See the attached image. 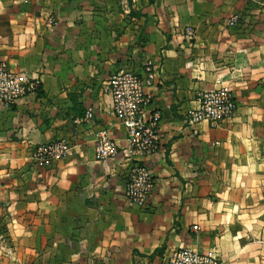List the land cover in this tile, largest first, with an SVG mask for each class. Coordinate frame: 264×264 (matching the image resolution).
Instances as JSON below:
<instances>
[{
	"label": "crops",
	"instance_id": "crops-1",
	"mask_svg": "<svg viewBox=\"0 0 264 264\" xmlns=\"http://www.w3.org/2000/svg\"><path fill=\"white\" fill-rule=\"evenodd\" d=\"M144 60L161 114L150 155L131 152L107 87ZM0 61L39 82L0 102V264H165L182 246L264 264V0H0ZM220 86L233 115L188 126L197 93ZM101 128L113 158L96 154ZM58 139L68 153L34 167L33 148ZM134 162L153 179L145 208L124 201Z\"/></svg>",
	"mask_w": 264,
	"mask_h": 264
},
{
	"label": "built area",
	"instance_id": "built-area-1",
	"mask_svg": "<svg viewBox=\"0 0 264 264\" xmlns=\"http://www.w3.org/2000/svg\"><path fill=\"white\" fill-rule=\"evenodd\" d=\"M238 22V16L227 20L229 26ZM186 41L194 37L192 27H186L183 33ZM141 70H127L113 73L107 80L108 91L112 96L114 115L125 128L127 141L131 152L137 154H152L159 146V123L161 114L157 110H149L151 94L146 88L155 84L156 74L152 63L144 60ZM39 82L25 79L9 70L4 61H0V102L4 107H10L19 98L34 93ZM197 105L184 113L188 126H194L201 121H207L215 126L219 121L230 118L236 102L231 91L223 86L200 91L196 95ZM93 116L89 108L79 118L88 121ZM78 121V120H77ZM96 154L101 159L113 158L117 155V145L111 137L108 128H101L94 133ZM70 150L64 139L41 143L33 148L32 162L34 167H48L57 158L65 156ZM153 188V179L145 164L134 162L126 175L123 196L125 205L145 208ZM194 230L198 226L192 227ZM165 264H221L213 255L202 254L182 246L173 249L165 258Z\"/></svg>",
	"mask_w": 264,
	"mask_h": 264
}]
</instances>
